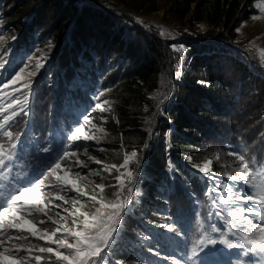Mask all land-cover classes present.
<instances>
[{"label":"trees","instance_id":"16d2710c","mask_svg":"<svg viewBox=\"0 0 264 264\" xmlns=\"http://www.w3.org/2000/svg\"><path fill=\"white\" fill-rule=\"evenodd\" d=\"M158 8L155 0H0V88L21 70V79L3 89L0 103L27 97L25 111L16 108L19 114L11 122L18 146L17 158L8 165L11 175L28 176L53 162L66 165L61 154L84 147L83 141L70 139L80 125L98 142L89 141L86 154L77 152L79 159L86 164L92 154L100 163L73 166V171L90 172L79 181L87 195L76 197L75 208L93 213L99 201L114 197L118 176L128 185L127 171L134 174L118 236L103 264H173L172 255L181 264H228L219 260L216 244L202 245L195 255L192 247L200 238L199 223L217 241L223 235L211 232L209 223L223 224L228 240L239 239L227 231L235 206L220 203L236 188L226 179L237 174L235 153L244 154L254 168L253 183L264 182V67L238 38L241 22L264 10V0H172L164 17L183 29L180 39L166 37L133 14ZM199 24L210 27L203 30ZM85 116L91 123H83ZM0 143L9 147L6 139ZM44 146L50 151L42 153ZM125 159L128 165L121 167ZM208 160L206 174L197 166ZM221 182L230 189L218 188ZM50 183L54 178L45 181ZM208 188L216 189L211 199ZM64 207L75 210L71 201ZM220 209L223 219L215 215ZM65 215L74 227L73 217ZM77 216L78 222L83 219ZM169 224L183 236L168 231ZM241 251L229 248L227 256L238 264H264V258L238 259Z\"/></svg>","mask_w":264,"mask_h":264},{"label":"snow or ice","instance_id":"6c2138e0","mask_svg":"<svg viewBox=\"0 0 264 264\" xmlns=\"http://www.w3.org/2000/svg\"><path fill=\"white\" fill-rule=\"evenodd\" d=\"M256 18L258 17H254V19ZM261 58L264 59V50L261 52ZM36 67L39 68L40 65L37 64ZM20 71L18 69L9 77L8 81L4 82L3 88H0V99L6 95L3 89L9 87V82L15 85L21 79L18 74ZM23 87L27 88L29 85L24 84ZM17 90L12 89L13 92ZM102 94L100 93V95ZM26 102L27 97L24 101H20L19 98L10 99L7 106L0 103V138L9 142L7 148L4 143H0V181H7V183H0V264H32L33 261L35 264H40L45 259L50 262L53 258L57 264H103V257L108 251H111V242L118 236L122 216L129 203L126 196L122 197V193L125 187H128V192L132 191L129 185L132 183L134 174L131 170L127 171L128 185L125 184L123 176H118L119 188L114 199L107 202L99 201L100 207L96 208L93 213L81 212L79 208H75L79 202L76 197L87 195L82 190L79 181L82 178H87L90 174V172L73 171V166L76 168L87 167L84 161L79 159L77 152L82 151L86 154L88 152L87 143L89 141L98 142L94 133L85 134L82 132L81 126L78 125L74 128L70 139L73 142L83 141L84 147L77 149L76 152L62 153V157L67 161L66 165L62 166L61 162H53L39 175L35 173L32 176H28L26 173L11 175L12 168L9 167L8 162L17 158L18 146L17 143L12 142L14 132L11 122L19 114L16 108L19 109V112L25 111ZM94 107L104 110L101 104H96ZM83 123H91L90 118L85 116ZM96 127L93 125V129ZM99 131L102 132L103 128H99ZM15 139L17 142L19 141L18 136H15ZM40 151L47 153L50 148L44 146ZM229 154L233 155V153ZM135 155L136 153H132V156ZM71 156H76V159L71 160ZM59 160L60 157L57 158V161ZM235 160L238 162L237 174H227L226 179L234 182L236 188L230 189V185L224 182H221L217 187L230 189L223 194L227 198L221 200L220 203L235 206L228 214L227 231L229 235L238 236L239 239L235 243L227 238L220 242L225 243L228 248L242 249L238 254V259L250 257L252 261H256L257 258H264V211H262L264 210V182L253 183L254 168L250 167L249 160L244 154L235 153ZM94 162L100 163L99 161ZM211 163L212 161L208 160L203 166L197 167L207 174L211 171L208 167ZM253 164H255V158H253ZM127 165L128 160L125 159L121 167ZM112 167L115 168L117 165ZM37 171L39 170L37 169ZM62 171L63 174H61ZM49 177L54 178L55 183L45 184ZM211 178L215 181L214 173ZM96 188L103 192L104 185H96ZM245 188L248 189L247 192H245ZM252 189L257 190L253 191ZM214 191H216L214 188L206 189L209 199L212 198ZM69 192H74L75 196H69ZM89 199L97 201L95 195L90 196ZM69 201L75 209L74 212H69L64 207ZM213 204L216 205L217 201L214 200ZM248 204L253 207H247ZM222 211L223 209H220L215 215L221 216ZM50 212L54 215H50ZM65 213L73 217L72 225L74 227L68 226ZM77 214L79 217H83L79 222ZM254 216L259 217L255 222L253 221ZM49 223L54 226L51 230L44 226ZM165 227L168 231L175 232L177 236H183V233L176 231L173 225L169 224ZM199 227L201 229L200 238L193 242L192 247L194 255L197 254L198 248L203 250L202 245H215L218 242L208 234V231L203 229V223H199ZM208 229L211 232L224 235L223 224L209 223ZM57 233H61V238H55ZM144 238L151 239L150 236ZM69 239L72 242H69ZM34 241L44 242V244L41 245ZM148 251L154 252V249L149 247ZM43 254H48V256L45 257ZM155 254L160 255L159 252H155ZM170 258L173 264H181V260L177 259L175 255ZM165 259H169V257H165Z\"/></svg>","mask_w":264,"mask_h":264},{"label":"rangeland","instance_id":"374dc122","mask_svg":"<svg viewBox=\"0 0 264 264\" xmlns=\"http://www.w3.org/2000/svg\"><path fill=\"white\" fill-rule=\"evenodd\" d=\"M155 2L156 4L159 5V8L157 10H153L150 13L136 11L133 12V14L137 18L144 20V22L147 25H153L156 28V30L163 33L166 37H174L176 39L182 38L184 31L182 28L176 26L177 21L174 20L173 22H170L164 17L166 10L172 5V0H155ZM254 17H258V18L254 19ZM26 19L29 20L30 18L26 17ZM207 27L210 26L204 24L198 25V28L203 30L206 29ZM240 30L238 31L239 34L238 38L240 39V41L244 43V46L247 51L249 50L253 51L255 57L264 67V59L261 58V52L262 50H264V10H256L249 17L244 19L241 22ZM242 54H244V52H242ZM251 63L249 64L251 65ZM94 158H95L94 155L92 154L88 155L87 156L88 161H86V165L87 166L91 165L90 162L95 161ZM135 179L136 180L139 179V176H136ZM133 185L134 183L129 185L131 189L133 188ZM131 194L132 191L128 192V187H125L122 193V197L126 196L127 199H129ZM113 199L114 197L107 201H111ZM225 238L226 236L223 235L221 239L216 243V251L222 260L228 261L229 257L227 256V253L229 248L225 243L220 242ZM230 263L238 264L235 261H231V259H230Z\"/></svg>","mask_w":264,"mask_h":264},{"label":"built area","instance_id":"2783aa9c","mask_svg":"<svg viewBox=\"0 0 264 264\" xmlns=\"http://www.w3.org/2000/svg\"><path fill=\"white\" fill-rule=\"evenodd\" d=\"M249 63H251V62H247V64H248L249 66H252V63H251V65H250Z\"/></svg>","mask_w":264,"mask_h":264}]
</instances>
